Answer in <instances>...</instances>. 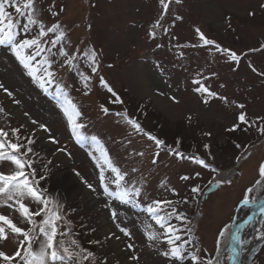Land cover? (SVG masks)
Instances as JSON below:
<instances>
[{"label":"rangeland","instance_id":"rangeland-1","mask_svg":"<svg viewBox=\"0 0 264 264\" xmlns=\"http://www.w3.org/2000/svg\"><path fill=\"white\" fill-rule=\"evenodd\" d=\"M8 11L18 21L17 41L37 37L39 23L45 30L59 25L56 32L40 37L44 50L39 56L35 47L24 53L34 56L30 64L41 69L36 76L42 79L29 75L8 44L0 45V108L4 109L0 129L8 132L12 142L32 148L21 157L32 165L25 172L40 190H46L49 207L59 206L60 231L66 235L58 239L64 246L94 254V260L81 264H189L191 252H198L203 264L208 260L230 264L229 232L237 210L245 197L250 202L264 197V189L256 186L264 163V135L256 126L243 124L229 130L241 112L249 120L264 117V0H170L167 11L160 0H35L33 16L38 23L27 31V15ZM197 28L239 59H229L215 45H204ZM61 32L64 37L54 46L52 41ZM61 50L67 55L61 56ZM91 51L96 53L95 63L84 55ZM45 57L53 61L51 67L41 63ZM85 76L90 79L85 81ZM101 77L122 103L102 87ZM201 86L208 92L196 90ZM58 88L80 113L74 116L75 123L84 126L77 129L84 137L80 142L64 114V96ZM241 104L243 109L238 107ZM101 105L109 110L107 114ZM125 112L143 132L116 115ZM13 129L20 130L19 141ZM146 134L164 144L158 147ZM28 138L34 143L28 145ZM180 151L182 157L177 155ZM195 152L211 167L189 159ZM104 154L128 173L124 187L140 188L139 196L134 191L123 198L105 194L102 170L110 192L122 189L111 182L115 174L104 163ZM14 171L10 161L0 162V173ZM217 179L220 186L205 193ZM193 187L200 191L193 193ZM165 200L175 202L160 212L174 213L167 223L175 226L180 239L173 244L168 243L173 234H166L145 211L153 201ZM22 202L33 212L42 207L30 197ZM8 203L12 206L0 205V214L22 229L32 227L15 201ZM117 206L125 209L126 216L117 214L113 220L111 213ZM180 213L187 220L175 219ZM259 214L241 227L254 233L256 242L245 264H264V234L254 226ZM35 219L39 223L42 217ZM0 225L7 233V239L0 240V251L13 255L22 237L12 234L3 222ZM149 231L159 239L149 240ZM113 233L119 239L111 237ZM128 244L133 248L128 249ZM177 245L182 246L185 260L163 255ZM132 255L138 259L131 260Z\"/></svg>","mask_w":264,"mask_h":264},{"label":"snow or ice","instance_id":"snow-or-ice-1","mask_svg":"<svg viewBox=\"0 0 264 264\" xmlns=\"http://www.w3.org/2000/svg\"><path fill=\"white\" fill-rule=\"evenodd\" d=\"M170 0H160V4L162 8L167 11L169 7ZM177 3L180 0H176ZM9 8L14 9L15 13L18 16L27 15L28 23L24 25V30L27 31L29 25H35L38 23V20L34 18L33 13L35 11V0H0V45L8 44L16 58L20 61V63L27 69H29V75L33 77V79H42V77H37V71L41 69L33 68L30 64V61L34 59L32 54L27 56L24 55L25 51L28 49H32L35 47V56H39L42 49L40 47L41 40L40 37H44L48 32H56L59 28V25H53L47 30H45L43 23H39L40 31L37 37L31 39H21L19 41L16 40V32L15 29L17 27L18 21L13 18L12 14L8 11ZM197 35L204 45H215L216 50L222 53H227L228 58L231 60H238L239 57L235 52H231L229 49H223L220 45L215 44L213 40L205 38L203 33L199 28L196 30ZM64 37V33L61 32L56 40L52 41V44L59 43V41ZM48 51H51L50 49ZM61 56H66L67 53L60 51ZM84 55L88 57L89 60L95 63L96 53L95 51L85 52ZM73 59H75L73 57ZM43 65H47L51 67L53 63L48 57H45L41 62ZM71 64V60L68 61ZM47 76L52 77L53 73L48 71V68L42 69ZM255 71V69H253ZM92 71L95 72L96 68L92 67ZM85 81H88L90 77H83ZM196 83H199L198 81ZM100 84L102 87L106 88L109 93H111L114 97H116L115 102L122 103V101L117 97V94L114 90L108 86L107 82L104 81L103 77L100 78ZM87 83L85 87H87ZM43 87V84H41ZM0 88H3V85H0ZM46 90V89H45ZM201 92H208V89L201 86L196 89ZM4 91L11 96L12 93L8 91V89H4ZM58 93L64 96V114L68 117V123L72 127L73 134L77 136V142H80L84 137L80 136L77 133V129L83 128L82 124H77L74 121V116H79L80 113L76 110V106L72 103L70 99H68L67 94L63 92L62 88H58ZM210 95L215 96V93H209ZM206 102V101H205ZM18 103V102H17ZM239 108L243 109L244 105H238ZM101 110L107 114L108 109L101 105ZM4 109L0 108V112H3ZM118 116H122L126 122L131 125L137 132H143L141 125L134 119L127 116L125 113H116ZM33 124L36 121H32ZM247 125L248 127L256 126L261 135H264V117H256L255 120H249L246 117V113L241 112L238 116V123L234 124L230 131L237 130L241 125ZM40 128H45V125L41 124ZM45 130H47L45 128ZM19 129H13L12 132L16 136L17 141H19ZM148 135V138L153 140L155 144L159 147L164 144V141L159 140L158 138ZM8 132L0 129V162L4 160H8L15 166V171L11 174L0 173V205H5L11 207L8 202L15 201V203L19 206L20 215L27 221L29 225L28 229H22L18 227L13 221L5 215L0 214V222H3V225H7L12 234H16L18 237H22L19 239L18 248L13 255H8L4 251H0V261L3 264H14V262L19 261V264H81L82 261L88 260L89 258L95 259L94 254L85 249H80L79 252H75L71 250L69 247L64 246L63 240L58 239V237L66 235L64 232L60 231L59 222L63 219L61 214L58 211V205L53 207H49L50 201L46 198V190H40L37 187L38 182H34L29 179V174L25 172L26 167H31V163L23 160L21 157L27 156L29 152H32L31 147H27L23 143L12 142L7 139ZM93 141L96 140L95 137H92ZM55 142V141H53ZM34 143V140L31 138L27 139V144L31 145ZM208 148V145L204 146ZM6 149H10V152H6ZM21 149H26V151L21 152ZM19 154V155H17ZM142 155V153H141ZM158 155V153H157ZM178 156L182 157L181 153H177ZM194 163H197L203 167H211V165L207 164L204 159H201L198 156L189 157ZM156 161L154 160L153 163ZM104 163L107 165L108 169H110L111 173H114V179L111 181L114 183L118 189H122L121 192H110L108 186L104 184L105 174L102 170L100 173V181L101 184L104 185V192L106 195L112 196L116 195L119 198H123L129 194V191H134L135 195L139 196L141 194L140 188L128 189L124 187L125 178L128 175L126 172H122L121 169L116 167L112 160L104 154ZM136 171V169H133ZM212 171H217L215 168H212ZM259 176L260 179L256 181V186L258 188L264 189V163H262L259 167ZM34 175V173H32ZM79 175V173H77ZM199 175V174H197ZM43 179V177L41 178ZM183 180H188L189 177L183 176L181 177ZM87 183V181H85ZM217 184L221 183L219 179L216 181ZM230 183V181H229ZM88 187L92 189L93 186L88 184ZM193 193H198L200 189L198 187H193L191 190ZM248 192H252L253 189L249 188ZM30 197L35 203L38 205H42L36 211H30L29 208L22 202L25 198ZM249 199L245 197L243 203L245 205L249 204ZM175 202L170 200L165 201H153L151 204L147 206L145 211L152 217L157 225L160 226L161 229H165V233H171L168 237V243L173 244L174 241L179 240L180 236L175 235V226L167 223L174 215L172 212H166L164 215H160V212L163 211L166 207L173 206ZM255 203V201H252ZM113 220L116 219L117 213L115 210L111 213ZM35 217H42L39 223H37ZM175 219L185 221L187 217L184 216L183 213L176 214ZM119 227V225H118ZM151 227V226H149ZM120 231L124 233L125 236L129 235V232L125 228H120ZM221 236H224L225 233L221 232ZM111 237H115V234H111ZM110 237V238H111ZM42 238V239H41ZM119 239V237H115ZM7 233L5 227L0 225V240H6ZM149 240H158L159 236L155 231L148 232ZM233 239H237L233 237ZM95 243H99V241H95ZM187 243V241L185 242ZM72 245L75 247H79L76 241H72ZM128 249H132L133 245L128 244ZM86 253V254H85ZM165 256H171L176 260L183 261L186 259L184 252L182 251V246L177 245L172 247L169 252L163 253ZM131 260H137L138 257L132 255L130 257ZM189 264H203L200 259L198 252H191L187 257ZM207 264H213V261L208 260ZM218 264V262H217Z\"/></svg>","mask_w":264,"mask_h":264},{"label":"bare ground","instance_id":"bare-ground-1","mask_svg":"<svg viewBox=\"0 0 264 264\" xmlns=\"http://www.w3.org/2000/svg\"><path fill=\"white\" fill-rule=\"evenodd\" d=\"M261 201L262 202H258L256 204H241L235 215L234 224L238 225L244 219L252 215L261 206H264V198H262ZM116 213L120 216H126L125 209L121 208L120 206H117ZM254 226L256 231L260 230L264 234V214H259V216L256 218ZM254 235V233L247 232L243 228L238 230L235 236L237 239H235L233 243L234 247L231 264H245L248 253L256 243Z\"/></svg>","mask_w":264,"mask_h":264},{"label":"water","instance_id":"water-1","mask_svg":"<svg viewBox=\"0 0 264 264\" xmlns=\"http://www.w3.org/2000/svg\"><path fill=\"white\" fill-rule=\"evenodd\" d=\"M217 185H211L209 188L206 189L205 193H208L210 190H213ZM263 201V200H262ZM260 201V202H262ZM256 204V203H254ZM264 210V206H261L259 209H257L250 217L244 219L241 223H239L238 225H233L231 228V232H230V238H229V248H230V253H231V257L233 256V242L234 239L233 237H235L236 232L239 230V228L241 226H243L245 223H247V221L249 219H251L254 215H256L258 212ZM232 262V259L230 261V264Z\"/></svg>","mask_w":264,"mask_h":264},{"label":"trees","instance_id":"trees-1","mask_svg":"<svg viewBox=\"0 0 264 264\" xmlns=\"http://www.w3.org/2000/svg\"><path fill=\"white\" fill-rule=\"evenodd\" d=\"M135 120V119H134ZM137 121V120H136ZM138 122V121H137ZM139 123V122H138ZM150 133H152V132H150ZM184 153H186V154H190V152H184ZM195 155H197V156H199V154L197 153V152H195L194 153ZM194 154H191V155H194ZM200 157V156H199ZM201 158V157H200ZM201 159H203V158H201Z\"/></svg>","mask_w":264,"mask_h":264}]
</instances>
